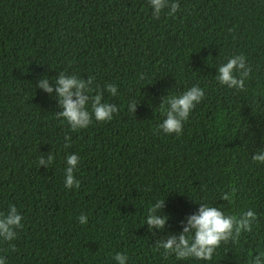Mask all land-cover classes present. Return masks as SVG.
Returning a JSON list of instances; mask_svg holds the SVG:
<instances>
[{"label":"trees","instance_id":"trees-1","mask_svg":"<svg viewBox=\"0 0 264 264\" xmlns=\"http://www.w3.org/2000/svg\"><path fill=\"white\" fill-rule=\"evenodd\" d=\"M179 4L157 20L147 0H0V212L14 204L22 215L14 250L0 242L7 264H117V252L127 264H181L155 245L182 230L200 199L259 217L208 264H248L264 251V163L252 160L264 148V0ZM235 53L251 68L243 89L215 79ZM61 74L92 78V95L117 105L113 118L71 130L56 115ZM193 84L204 99L179 136L163 133L165 99ZM73 152L80 185L68 189ZM49 153L52 164L38 166ZM233 187L231 203L219 198ZM157 198L156 214L168 218L150 230L143 216Z\"/></svg>","mask_w":264,"mask_h":264},{"label":"clouds","instance_id":"clouds-1","mask_svg":"<svg viewBox=\"0 0 264 264\" xmlns=\"http://www.w3.org/2000/svg\"><path fill=\"white\" fill-rule=\"evenodd\" d=\"M147 5L151 9L153 19H159L162 11L167 9L166 15L174 16L180 8L179 0H147ZM242 70V71H241ZM251 71L250 65L244 54L235 53L228 56L225 63L217 68L216 81L229 89H243L245 87V77ZM93 79L88 81L78 79L74 75L65 76L61 74L56 79L55 92L58 97L62 111L56 115L66 122L71 130L77 131L88 127L93 119L96 121H109L113 114L118 111L117 105L107 101L102 102L99 90L92 95ZM46 92L51 93L53 87L47 80L39 82ZM104 88L116 96L118 88L114 83H108ZM205 96L204 88L193 84L180 94H172L161 106L163 119L158 124V128L165 134L175 133L179 136L182 132L184 122L189 118L191 111L199 104ZM129 112L135 109L134 100H129L127 104ZM69 138L65 137L67 144ZM53 154L49 153L47 160L42 156L38 159V166L45 165L46 168L52 164ZM252 160L257 163H264V148L252 155ZM80 163V157L73 152L65 157L64 187L78 188L80 181L75 178L74 171ZM235 188L224 191L219 198L231 203L234 198ZM194 200V199H193ZM199 203L198 209L188 215L183 224L182 230L177 235H169L167 239H161L155 245V250H163L161 255L165 258L173 257L175 261L185 264L188 261L208 262L214 258V253L218 251L221 242L227 243L231 239L238 242L242 232H251L259 225V217L252 208H247L243 212L237 210H225L215 206L207 200H194ZM163 200L156 199V203L149 206L143 216V223H147L151 230L154 226L157 229H164L167 216L157 215L156 210L161 207ZM88 217L85 214L78 216L81 225L87 223ZM255 222V224H254ZM22 227V215L18 212L14 204H9L5 212H0V242H9V246L14 250L15 245L11 242L17 237V231ZM117 264H127L129 257L127 253L117 252L114 256ZM0 264H7L5 256L0 255ZM248 264H264V251H259Z\"/></svg>","mask_w":264,"mask_h":264}]
</instances>
